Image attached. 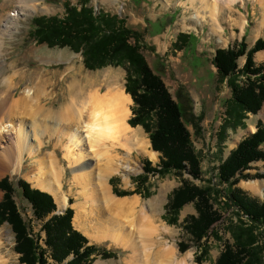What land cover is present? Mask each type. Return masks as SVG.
<instances>
[{"label":"rangeland","instance_id":"rangeland-1","mask_svg":"<svg viewBox=\"0 0 264 264\" xmlns=\"http://www.w3.org/2000/svg\"><path fill=\"white\" fill-rule=\"evenodd\" d=\"M85 3L97 15L105 13L125 19L130 29L144 35L141 42L144 56L150 67L161 76L175 101L183 108L184 120L199 159L198 177L187 171L176 170L146 175L143 170V161L148 160L155 167L160 163V154H158V160L153 161L147 153L143 152V149L135 151L132 159L140 162L139 172L131 176L113 175L106 180L110 193L115 197L121 198L114 190L128 192L124 198H139V207L128 214L127 218L139 221L141 216L139 212L144 207L153 225L167 229L166 232L163 230L159 232L158 242L167 247H173L178 260L187 257L189 264H216L229 248L236 249L237 246H243L251 251L248 264H264V223L252 222L231 198L232 194L241 190L250 198L264 202V162L253 163L250 169L244 172L249 176L241 178L235 185L222 183L219 178L220 166L228 159L231 152L242 140L256 132L253 128L256 130L260 122L264 124V115L261 114L264 104L257 114L241 112L240 108L235 107L232 90L227 80H221L214 65L217 49L234 47L245 39L250 50L259 39L264 40L262 1L210 0L209 7L218 8L217 17L204 9L206 5L202 3V0H35L30 2L29 11L23 12L19 21L11 25L13 27L11 33L6 32L0 40V43L4 44L0 53V89L5 87L9 79L12 93L16 95L13 100L10 99V104L28 91L33 93L37 87H40V80L50 78V85L44 84L48 88L45 93L51 91L53 97L52 99L43 97L44 103L41 102V104H47L46 110L61 111L71 99L68 86L72 83L73 78L70 77V73H73L74 68L82 70L85 75L101 74L103 78L107 72L118 74L119 79L116 83L108 80L88 89L87 93L95 89L106 93L111 87L117 85L125 90L127 78L125 67L108 65L91 70L86 66V58L82 51L77 52L69 46L58 43H38L34 39L33 19L35 17L64 19L66 6L80 7ZM18 5L14 1L0 0L1 25L7 24L4 21L7 20L8 14H13ZM10 23H12L11 20L8 25ZM189 36H191L190 39H188ZM257 56L258 53L254 55L255 64L264 66V59L259 60ZM245 61V56L238 60L237 65L240 70ZM76 79L78 84L83 82L79 76ZM236 80L242 86L245 84L246 76L239 74ZM51 83L55 85L51 86ZM132 106L133 100L129 105L128 120L132 115ZM21 119L23 116L19 114L11 121L13 125L6 124L7 128H2L0 134L12 135L10 138L17 137L16 131L19 129ZM31 120L27 118L26 124L33 122ZM134 129L140 132V137L144 141L150 143L142 126ZM43 143L46 147L42 154L44 157L26 155V161L21 169L0 170V181L9 177L14 184L16 188L14 200L23 219L31 234L38 237L41 247L47 249L46 234L42 232L44 222L41 223L34 218L31 205L17 187L18 181L23 179L30 183L32 188L38 189L37 183L30 180V176L37 173V170L33 171V166L38 167L36 162L40 157L45 162L46 172L55 173V170L58 172L57 168H60L59 183L63 196L68 199L66 208L70 207L74 211L72 227L75 230L77 229L73 225L74 207L81 203L82 199L78 195L81 188H77L73 180L78 167L68 166L69 164L63 159L64 153L60 146L54 156L55 160H58L56 162L58 167L51 165L47 155L55 150V142L50 143L46 137ZM33 144H31L32 148L37 149L35 148L37 143L33 142ZM148 147L152 150L151 143ZM88 154L91 160L87 158L84 163L93 169V182L99 183L97 175L101 162L90 152V149ZM123 154L125 153L122 152L121 155ZM184 188H197L199 191L195 193L197 197L189 200L180 210L171 213L168 206L172 196L176 191ZM198 195L204 198L205 202L208 201L209 206L217 213L216 223L209 227L202 241H197L191 236L187 228V222L192 217L198 216L197 206L200 202ZM3 196L4 192L0 190V202ZM69 200H72V204ZM54 202L57 205L55 214H64L66 208L59 207L56 200ZM59 210L64 212L59 214ZM89 211L90 220H92V223H89L90 232L95 228L99 230L95 223L96 212L92 208ZM91 226L94 230H91ZM0 229L7 232L6 245L12 263L22 264L21 255L16 251V236L12 227L8 223L0 222ZM79 232L89 240V245H96L117 254L110 258L103 257L102 253L94 255L92 264L98 261L124 264L130 254L109 239L94 242L84 232ZM180 243L187 247L185 251L179 249ZM49 254L47 253V257ZM48 261L49 264H54L52 259L48 258Z\"/></svg>","mask_w":264,"mask_h":264},{"label":"trees","instance_id":"trees-1","mask_svg":"<svg viewBox=\"0 0 264 264\" xmlns=\"http://www.w3.org/2000/svg\"><path fill=\"white\" fill-rule=\"evenodd\" d=\"M65 9L64 19L44 16L33 19L35 41L58 43L77 52L82 51L86 66L91 70L108 65L125 67V92L133 100L128 124L132 128L142 126L149 137L152 151L160 154V163L155 167L150 161H143L145 174L176 170L187 171L198 177L199 159L184 120L183 108L144 56L141 48L144 35L130 29L125 19L116 15H97L87 3L80 7L66 6ZM260 51H264V40L259 39L249 50L243 39L234 47L217 49L214 56L218 75L221 80H227L235 107L240 108L241 112L257 114L264 104V66H257L254 62V55ZM244 56L246 61L240 70L238 60ZM239 74L246 76L242 86L236 80ZM259 161L264 162V124L261 122L256 132L242 140L220 166V181L237 184L241 178L249 176L244 172ZM17 187L31 205L34 218L44 222L42 232L46 234L47 247H41L38 237L31 234L14 200L16 188L9 177H5L0 181V190L4 192L0 202V222L12 227L16 236V251L21 255L22 264H49L48 258L54 264H92L94 255L102 253L106 258L117 255L96 245H89V240L72 227L74 211L70 207L64 214L56 215L57 205L51 194L32 188L23 179L18 181ZM114 192L121 198L128 195V192ZM198 192L197 188L176 191L169 202L170 212L180 210L189 200L196 198L195 193ZM231 198L252 222L264 223V202L250 198L241 190L232 194ZM199 199L198 216L187 222V228L191 236L202 241L209 227L216 223L217 213L208 201L205 202L201 196ZM69 203L72 204V200ZM178 247L181 251L187 249L183 243ZM47 253H50L48 257ZM249 256L251 251L237 246L236 249L229 248L216 264H248Z\"/></svg>","mask_w":264,"mask_h":264},{"label":"bare ground","instance_id":"bare-ground-1","mask_svg":"<svg viewBox=\"0 0 264 264\" xmlns=\"http://www.w3.org/2000/svg\"><path fill=\"white\" fill-rule=\"evenodd\" d=\"M10 1L19 5L16 6L13 14H8L7 20L4 21L7 24L1 25L0 18V40L6 32L11 33L13 28L11 25L19 21L23 12L29 11L30 2L35 0ZM209 1L202 0V3L206 5L204 9L217 17L218 8L209 7ZM260 1L264 9V0ZM10 20L12 23L8 25ZM262 25L264 26V16ZM3 47L4 44L0 43V53ZM257 58L264 59V53H258ZM74 69L73 73H70V77L73 78L72 83L68 86L71 99L61 111L46 110L47 104H41V102L44 103L43 97L47 99L53 97L51 91L45 93L48 88L44 84L49 86L50 78L40 80V87H37L33 93L31 91L24 93L12 104L10 99L13 100L16 95L12 93L9 79L5 87H1L0 130L7 128L6 124L11 123L19 114L23 116V119L18 125L17 137L10 138L12 135L0 134V170L21 169L26 161V155L44 157L42 154L46 147L43 139L47 137L50 143L55 142V150L47 155L51 165L58 167L56 163L58 160L56 161L54 156L60 146L64 153L63 159L69 164L68 166L78 167L73 177L74 185L81 188L78 195L82 202L75 205L73 220V225L78 231L84 232L94 242L109 239L116 246L128 251L130 254L124 264H189L187 257L178 260L173 247H167L158 242L159 232L162 230L166 232L167 229L153 225L144 207L139 209L140 222L127 218L128 214L139 207V198L131 196V198H117L110 193L106 185L109 176L121 174L131 176L139 172L140 162L132 159L135 151L143 149L151 160H158V153L148 147L150 143L144 141L140 137V132L128 124L130 100L123 88L117 85L111 87L106 93H102L99 89L87 93L88 89L108 80L116 83L119 79L118 74L107 72L103 78L101 74L90 76L85 75L78 68ZM78 76L83 81L81 84L76 83ZM53 84L55 85L51 83V86ZM261 114L264 115V108ZM27 118H31L33 122L26 124ZM253 131L256 130L253 128ZM33 142L37 143L35 146L37 149L32 148ZM89 149L101 162L97 175L99 186L93 182V169L84 163L88 158ZM122 152L125 154L121 155ZM41 157L36 162L38 167L32 168L33 171L37 170V173L30 176V180L37 183V188L41 191L52 194L59 207L64 209L68 205V199L61 191L58 177L60 168H57L58 172L55 170V173L46 172L45 162ZM47 178L49 180H46ZM88 205L89 210L92 208L96 212L95 223L99 230L96 228L94 230L91 226V230L94 231L90 232L89 223H92V220H90L91 213ZM6 241H8L7 232L0 229V264H13ZM95 264H108V262L98 261Z\"/></svg>","mask_w":264,"mask_h":264},{"label":"crops","instance_id":"crops-1","mask_svg":"<svg viewBox=\"0 0 264 264\" xmlns=\"http://www.w3.org/2000/svg\"><path fill=\"white\" fill-rule=\"evenodd\" d=\"M124 92H125V90H124ZM126 94V93H125ZM128 98H129V100H130V102H131V97L128 95ZM130 102H129V105H130ZM129 105H128V108H129ZM130 110V109H129Z\"/></svg>","mask_w":264,"mask_h":264},{"label":"water","instance_id":"water-1","mask_svg":"<svg viewBox=\"0 0 264 264\" xmlns=\"http://www.w3.org/2000/svg\"><path fill=\"white\" fill-rule=\"evenodd\" d=\"M63 212H64V210H62V211H61V210H59V214H62Z\"/></svg>","mask_w":264,"mask_h":264}]
</instances>
